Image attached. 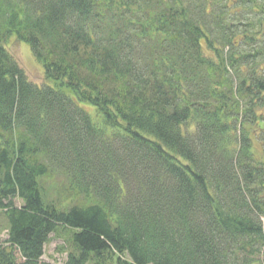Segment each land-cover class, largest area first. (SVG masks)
<instances>
[{"label": "trees", "instance_id": "obj_1", "mask_svg": "<svg viewBox=\"0 0 264 264\" xmlns=\"http://www.w3.org/2000/svg\"><path fill=\"white\" fill-rule=\"evenodd\" d=\"M262 107L264 0H0V264H264Z\"/></svg>", "mask_w": 264, "mask_h": 264}, {"label": "rangeland", "instance_id": "obj_2", "mask_svg": "<svg viewBox=\"0 0 264 264\" xmlns=\"http://www.w3.org/2000/svg\"><path fill=\"white\" fill-rule=\"evenodd\" d=\"M5 46L7 52L10 53L15 62H18L19 66L31 83H34L39 87L46 83L44 80L42 66L35 60L32 51H30L27 44L11 36L7 40ZM204 50L207 51V48ZM75 103H77L81 109L85 110L94 122L99 120L98 113L95 112V109L91 105L87 103H80L76 100ZM257 112L262 119L261 126L264 128V107L258 109ZM262 132L263 131L259 132L257 137L253 138L254 141L252 144V150H254L255 158L259 162H264V140L261 139L264 138V133ZM67 188L68 186L65 184V180L59 174H54L53 177H46L44 179L43 192L45 193L46 200L58 202L60 206L63 207L77 203L82 205L89 204V202H85L81 198L73 196L69 191H67ZM6 228L5 219L0 215V243H3V241L7 238L5 234ZM69 250L70 246L67 244L65 245L62 236L54 237L51 234L49 241H47L45 245L41 262L44 264H66L68 258L66 253H68Z\"/></svg>", "mask_w": 264, "mask_h": 264}]
</instances>
